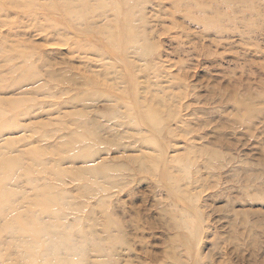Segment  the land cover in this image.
Segmentation results:
<instances>
[{"label":"rangeland","instance_id":"rangeland-1","mask_svg":"<svg viewBox=\"0 0 264 264\" xmlns=\"http://www.w3.org/2000/svg\"><path fill=\"white\" fill-rule=\"evenodd\" d=\"M0 264H264V0H0Z\"/></svg>","mask_w":264,"mask_h":264}]
</instances>
